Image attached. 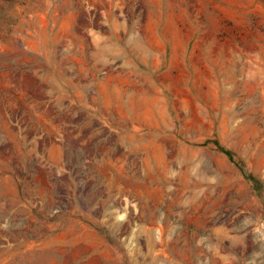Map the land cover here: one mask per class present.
<instances>
[{
  "label": "rangeland",
  "instance_id": "obj_1",
  "mask_svg": "<svg viewBox=\"0 0 264 264\" xmlns=\"http://www.w3.org/2000/svg\"><path fill=\"white\" fill-rule=\"evenodd\" d=\"M0 264H264V0H0Z\"/></svg>",
  "mask_w": 264,
  "mask_h": 264
},
{
  "label": "crops",
  "instance_id": "obj_2",
  "mask_svg": "<svg viewBox=\"0 0 264 264\" xmlns=\"http://www.w3.org/2000/svg\"><path fill=\"white\" fill-rule=\"evenodd\" d=\"M28 212L23 211L22 207H17V243H19V246L17 247V253L21 254L23 251L27 252V248H22V244L32 243V242H38L37 241V229L36 227L32 230V224H29L31 220V215L28 217ZM30 227V232H27V227ZM33 231V234L31 233ZM47 242H54V240H48ZM30 253L31 258H37L38 256V248L37 246L31 247L28 251Z\"/></svg>",
  "mask_w": 264,
  "mask_h": 264
}]
</instances>
